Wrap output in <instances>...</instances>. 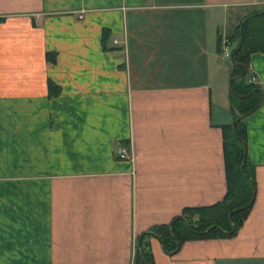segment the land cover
<instances>
[{"label":"crops","instance_id":"obj_1","mask_svg":"<svg viewBox=\"0 0 264 264\" xmlns=\"http://www.w3.org/2000/svg\"><path fill=\"white\" fill-rule=\"evenodd\" d=\"M263 7L0 0V264H134L142 233L220 202L237 113L223 42ZM248 71L246 217L170 252L145 237L153 264H264V51Z\"/></svg>","mask_w":264,"mask_h":264},{"label":"trees","instance_id":"obj_2","mask_svg":"<svg viewBox=\"0 0 264 264\" xmlns=\"http://www.w3.org/2000/svg\"><path fill=\"white\" fill-rule=\"evenodd\" d=\"M236 43L231 51L232 91L231 104L237 111L231 124L222 125L223 153L226 169L227 191L223 199L208 207L186 208L170 225L158 226L142 233L134 264H153L152 254L145 237L151 234L162 241L164 250L170 252L194 237L225 235L237 229L246 217L248 203L253 195V173L245 154L246 131L240 115L254 111L260 103L261 93L256 84L246 78L251 53L264 51V7L245 17L239 24ZM246 70L245 73L240 74ZM235 124V131L233 126ZM242 165V169H241ZM233 211V212H232ZM232 212L231 221L229 214Z\"/></svg>","mask_w":264,"mask_h":264},{"label":"built area","instance_id":"obj_3","mask_svg":"<svg viewBox=\"0 0 264 264\" xmlns=\"http://www.w3.org/2000/svg\"><path fill=\"white\" fill-rule=\"evenodd\" d=\"M258 2H260V1H256V2H254V3H258ZM222 53H223V54L225 55V57H227V58H229V57L231 56V49H230V46H229V42H228V41H224V42H223ZM250 81L254 83L255 78L252 77V78L250 79ZM117 155H118L119 157H121V158L126 157V149L123 148V147H118V148H117Z\"/></svg>","mask_w":264,"mask_h":264},{"label":"water","instance_id":"obj_4","mask_svg":"<svg viewBox=\"0 0 264 264\" xmlns=\"http://www.w3.org/2000/svg\"><path fill=\"white\" fill-rule=\"evenodd\" d=\"M245 69H244V71L240 74V76H242L244 73H245ZM230 89H231V91H232V86H231V84H230ZM245 115H240L237 119H236V121H235V124H236V122L238 121V120H240V119H242L243 117H244ZM235 124H234V126H233V130L235 131ZM241 169H242V165H241ZM246 207H248V205L246 206ZM233 212V211H232ZM232 212L229 214V220L231 221V215H232ZM152 233V232H151ZM153 234V233H152ZM140 244V243H139ZM177 247H179V244H177ZM139 253H140V256H141V258L144 260V258L142 257V254H141V252H140V249H139Z\"/></svg>","mask_w":264,"mask_h":264},{"label":"rangeland","instance_id":"obj_5","mask_svg":"<svg viewBox=\"0 0 264 264\" xmlns=\"http://www.w3.org/2000/svg\"><path fill=\"white\" fill-rule=\"evenodd\" d=\"M229 65H231L232 66V62H231V60H230V58H227V61H226ZM249 76H250V73H249V71L245 74V77L246 78H249ZM232 79V78H231ZM220 97H224V95H220ZM220 101H222V100H220ZM233 107V106H232ZM234 108V107H233Z\"/></svg>","mask_w":264,"mask_h":264}]
</instances>
